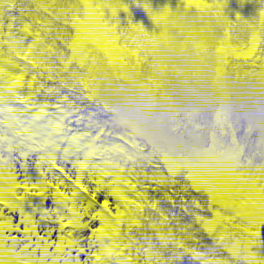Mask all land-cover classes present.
<instances>
[{
	"label": "snow or ice",
	"instance_id": "snow-or-ice-1",
	"mask_svg": "<svg viewBox=\"0 0 264 264\" xmlns=\"http://www.w3.org/2000/svg\"><path fill=\"white\" fill-rule=\"evenodd\" d=\"M264 5V0H261ZM179 0L222 34L216 51L237 78L264 72V6ZM153 20L173 10L153 12ZM122 0H0V264H264V154L219 114L202 150L160 153L109 122L97 74L155 68V34L121 26ZM145 87L158 82L148 77Z\"/></svg>",
	"mask_w": 264,
	"mask_h": 264
},
{
	"label": "trees",
	"instance_id": "trees-1",
	"mask_svg": "<svg viewBox=\"0 0 264 264\" xmlns=\"http://www.w3.org/2000/svg\"><path fill=\"white\" fill-rule=\"evenodd\" d=\"M145 2H147L151 6L153 12H160L166 6L173 11L170 12L165 18L159 21H155L149 15L148 11L143 7V4ZM260 2L261 0H226L224 12L230 19H234L237 14L243 16L244 18H249L251 17V15H256L258 13L260 8L259 6H257V3L260 5ZM178 3L179 0H126V4L128 5V12H125V17L123 18V10H120L118 13V18L121 21V26L126 27L128 25L130 15L132 23L142 24L146 31L155 34L156 40L150 54V59L156 65V67H149L143 70L134 68V71L137 74L138 84H141V88L143 90H146L147 93L145 94H148L149 98L154 101V106H157L156 102L162 103L166 99H170V97H165L164 88L181 78L185 79L186 84L204 85L205 90L207 91V86L211 84V82L203 73V70L205 69L203 68V66L206 64L205 61H210L209 59L213 57L212 55H214V57H221V55L215 50L218 42L222 39V34L217 26L214 23L210 22L206 17H201L195 12H176L175 10ZM188 16H192L193 19L200 21V29L190 31L187 33V35H185L182 33H177L174 29L170 28V22L179 21ZM205 21H207L208 24L216 29L219 38H214L211 40L208 38V27L205 24ZM161 48H165L169 52H174L180 56H187L194 53L201 58V67L196 71L187 72L173 64L165 63L158 56L159 50ZM223 60L224 58L221 57V62ZM218 65V67L221 66L220 63ZM110 69L111 71L108 68V73L106 74V76L112 75L111 79H101L99 76L97 77L96 89H100V93L108 91L107 89L109 88V86L114 88L115 86L113 84L116 83V81H113L115 78L119 79L120 77V79H123L122 77L125 76L121 75L122 73H119L118 69H116L115 73L111 66ZM224 69L225 75L223 76V80H225L226 85L235 86L241 90L250 86L264 88V72L258 73L254 78L243 79L237 78L234 72L226 68L225 66ZM149 76H151L158 82L159 87L155 89H149L145 87ZM106 82L108 84H106ZM98 95L96 94L95 98L98 103L103 105L110 113L109 122L111 123V117L114 115L115 110L105 106L103 102L99 101ZM253 102L256 109L260 113L264 114V100H262L260 97H253ZM216 106L217 105L205 107L203 109H189L180 113L170 111L168 113V120L171 125L174 117H177L180 120H185L189 113L195 114L197 118L205 117L213 119V112L211 110H213V108ZM232 121L235 127H242L245 130L251 141H245L241 143L239 146H237V149L264 154V134L260 133L251 124L247 123L242 115L237 114L235 120ZM209 127L210 126H203L199 129L204 133L205 139H207V129H209ZM178 139L185 140V136L179 137ZM205 143L207 145L206 141ZM144 144L147 145V143Z\"/></svg>",
	"mask_w": 264,
	"mask_h": 264
},
{
	"label": "clouds",
	"instance_id": "clouds-1",
	"mask_svg": "<svg viewBox=\"0 0 264 264\" xmlns=\"http://www.w3.org/2000/svg\"><path fill=\"white\" fill-rule=\"evenodd\" d=\"M208 27V38H219L216 29L205 21ZM170 28L177 33L187 35L190 31L200 29L201 23L192 18L185 17L179 21L170 22ZM158 56L165 63L173 64L187 72H193L201 67V58L196 54L180 56L169 52L165 48L159 50ZM215 60V57H211ZM131 87L126 91L109 90L99 94L102 102L114 109L111 123L114 127L126 131L133 137L159 148L173 155L189 154L193 150L205 147L203 138L195 137L181 140L170 134L168 113L170 111L184 112L189 109H203L218 105L221 109L232 115H242L244 120L251 124L257 131L264 134V114L254 106L253 97L264 100V88L254 86L243 90L226 85L223 81L209 84L208 90L204 85L186 84L181 78L164 88L166 99L159 106H154V101L135 85L138 79L129 80ZM232 97L227 99L226 97Z\"/></svg>",
	"mask_w": 264,
	"mask_h": 264
},
{
	"label": "rangeland",
	"instance_id": "rangeland-1",
	"mask_svg": "<svg viewBox=\"0 0 264 264\" xmlns=\"http://www.w3.org/2000/svg\"><path fill=\"white\" fill-rule=\"evenodd\" d=\"M122 2L126 4V0H122ZM257 6H259V8H261L264 5H262V3L260 2V5L257 3ZM252 16H255V15H251V17ZM124 17H125V12L123 14V18ZM212 56L214 57V55H212ZM221 57L220 56L219 57L218 56H215V60H212L210 58L209 59L210 61H205L206 64L203 66V68H205L203 70V73H204L205 76H207L206 78L211 82V84H216V83L221 82V81H223L226 84L225 80H223V76L225 75V69H224V66L225 65H224V60L221 62ZM219 63H220V65L222 67L221 66L218 67L219 66L218 65ZM111 67L114 70V73H115L116 69H118L119 70L118 72L119 73H122L121 75H125V76L122 77L123 79H120V77H119V79H116L115 78L114 81H113V82L116 81V83L113 84L115 87L113 88V87H110L109 86V88L107 89L108 91L109 90H116V91H121V92L122 91H126V90H128L131 87L130 85H128L127 82L129 80L134 79V78L137 79V74L135 73L134 68H132V67H128V66L120 65V64H114V65H111ZM108 68L111 71L110 66L105 67V68L101 69V71L98 72L97 77L99 76L101 79H104V78L111 79L112 78V75L111 76L110 75L109 76H106V74L108 73V71H107ZM106 84H108V83L106 82ZM135 87H138L139 89H141L142 92H143V94L147 93L146 90H143L141 88V84H138L137 83L135 85ZM98 92L100 94V89L99 90L96 89L95 95L96 94L98 95ZM145 95H147L149 97L148 94H145ZM226 98L227 99H232V97H230V96L229 97H226ZM99 101H101L100 98H99ZM103 104L105 106L109 107L106 103L103 102ZM156 104H157V106H159L161 103L156 102ZM254 106H255V104H254ZM211 111L213 112V119L215 118L216 114H219L220 116H222L224 118L225 124L234 126L232 120H235V118H236L237 115L230 114L229 112L221 109L218 105L216 107H214L213 110H211ZM176 120H180V119L177 118V117H174L173 118V121L171 122V125H170V134L171 135L175 136L176 138L184 137L185 136V140L191 139L193 137H195L196 139L203 138L208 143V140L210 138V134L213 132V128L211 126L209 127V129H207L208 130V136H207V139H205L204 138V133L202 131H200L199 129H197L193 125H189L183 131V134H178L177 132H175L173 130L174 129V126H175V123H176ZM125 133H127V132H125ZM128 135L131 136V137H133L130 134H128ZM133 138H135V137H133ZM135 139L136 140H139L137 138H135ZM139 141H141V140H139ZM142 142L145 143L144 141H142ZM147 145L150 146L151 148L157 150L160 153L171 154L172 156H176V155H173L171 152L163 151V150H161L159 148H156V147H153V146H151L149 144H147ZM205 146H206V143H205ZM225 147H227L228 149H233L234 147H237V146H234L231 143H228L227 141H225ZM237 150H239V149H237ZM178 156H180V155H178Z\"/></svg>",
	"mask_w": 264,
	"mask_h": 264
}]
</instances>
